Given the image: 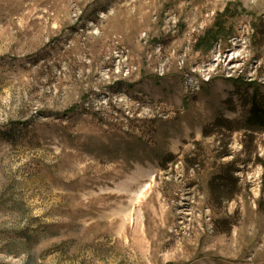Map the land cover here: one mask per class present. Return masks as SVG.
<instances>
[{"label": "rangeland", "instance_id": "374dc122", "mask_svg": "<svg viewBox=\"0 0 264 264\" xmlns=\"http://www.w3.org/2000/svg\"><path fill=\"white\" fill-rule=\"evenodd\" d=\"M254 89L264 0H0V264H264Z\"/></svg>", "mask_w": 264, "mask_h": 264}, {"label": "trees", "instance_id": "16d2710c", "mask_svg": "<svg viewBox=\"0 0 264 264\" xmlns=\"http://www.w3.org/2000/svg\"><path fill=\"white\" fill-rule=\"evenodd\" d=\"M249 107L247 112L235 121H226L219 118L216 125L220 127H235V130H243L246 133H256L264 129V96L259 97L257 90H252L249 96ZM75 108L71 107L67 111L71 112ZM206 132V130H205ZM264 169V160H260ZM220 170L209 182V190L213 199L222 201H230L234 198L239 190L238 178L235 176L234 161L224 162L220 166ZM214 179V181H213Z\"/></svg>", "mask_w": 264, "mask_h": 264}]
</instances>
